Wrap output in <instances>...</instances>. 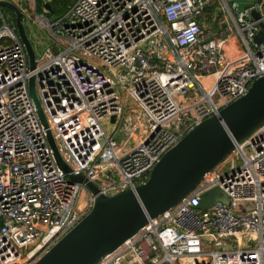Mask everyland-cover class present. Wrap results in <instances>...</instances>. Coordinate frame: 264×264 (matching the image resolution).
<instances>
[{"label":"built area","instance_id":"1","mask_svg":"<svg viewBox=\"0 0 264 264\" xmlns=\"http://www.w3.org/2000/svg\"><path fill=\"white\" fill-rule=\"evenodd\" d=\"M216 1L76 0L52 21L36 13L33 0L36 21L27 7L24 22L39 25L62 48L36 56L33 71L15 25L0 11V264H37L94 204L86 186L58 166L31 78L72 174H84L106 196L135 191L189 132L264 77V43H255L264 0H248L254 5L243 12L221 0L234 27L214 33L206 17ZM0 2L22 8L26 1ZM131 142L139 143L128 148ZM230 156L241 165L206 174L99 264H264V124ZM213 189L230 204L199 209ZM239 203L256 207L238 212Z\"/></svg>","mask_w":264,"mask_h":264},{"label":"water","instance_id":"2","mask_svg":"<svg viewBox=\"0 0 264 264\" xmlns=\"http://www.w3.org/2000/svg\"><path fill=\"white\" fill-rule=\"evenodd\" d=\"M230 1L238 4L239 12L254 5V2L248 0ZM27 7L26 2H22V8L9 2H0V11L5 9L15 16L18 39L25 47L29 69L33 71L37 68L36 53L29 38L31 30L24 23L22 11ZM46 10L52 13L49 4H46ZM252 16L256 20L260 19L257 11H253ZM58 19L59 16L52 17V21ZM260 28L255 38L258 45L264 43L262 23ZM29 90L58 166L69 176L71 182L85 185L94 196L91 211L37 264H99L106 256L136 236L149 220L157 219L176 207L199 185L206 174L216 169L232 154L236 143L245 140L264 124L263 77L252 84L244 97L223 109L219 116L205 120L189 132L163 156L145 184L138 186L135 191L128 189L114 196H106L84 174H72L49 130L34 77L30 80ZM218 202L230 204L227 197L222 198L219 189H213L202 196L198 208L207 209ZM255 207L254 203H239L236 210L249 212Z\"/></svg>","mask_w":264,"mask_h":264},{"label":"rangeland","instance_id":"3","mask_svg":"<svg viewBox=\"0 0 264 264\" xmlns=\"http://www.w3.org/2000/svg\"><path fill=\"white\" fill-rule=\"evenodd\" d=\"M22 1L27 2L28 12L32 16V18L36 21L35 6H34L33 0H18L19 3H21ZM228 2L231 5L232 2L230 0H228ZM212 8H213L215 14H214L213 19L210 21V23L209 24L206 23L207 25H209L207 30H213V32L216 33L218 27H221V26L228 27V28L234 27L232 20L229 16V13L226 10V8L224 7V4L221 0H217L214 4H212ZM4 13H7L5 15H6V19L9 21L8 18H10V15L6 11H4ZM235 14H237V13L235 12ZM206 20H207V17H206ZM24 23L31 30V33L29 34V38L33 44V48L35 50L37 59H42V58L45 59L47 49H50L53 54L58 53L60 51V49H62L60 46H54L53 45L54 41L48 36L46 31L44 29H42L39 25L35 24L31 20H29L28 23H26V22H24ZM105 129H106V132L108 134H111V130H112L111 128L106 126ZM116 138H117L118 142L121 144V142L123 140L122 135L119 134ZM138 143L139 142H131L129 144L128 148L137 147ZM236 163L238 164V166L241 165V160H237L236 157L230 156L227 159V161L221 163L218 166L217 171L221 175L231 173L233 170H235ZM80 199L81 200L84 199V193L83 192L80 194Z\"/></svg>","mask_w":264,"mask_h":264},{"label":"trees","instance_id":"4","mask_svg":"<svg viewBox=\"0 0 264 264\" xmlns=\"http://www.w3.org/2000/svg\"><path fill=\"white\" fill-rule=\"evenodd\" d=\"M76 2V0H53L52 2H49L48 0H36V13L38 15H45L48 19L52 20L53 16H62L63 14H65ZM46 4H49V6L51 7V11L47 12L46 10ZM4 11L8 12L7 10L3 9L2 13L5 15L7 13H4ZM208 17L206 20V23H210L211 21V17L214 13L213 8H209L208 11ZM8 14L10 15V18L8 23L15 25V16L13 15L12 12H8ZM6 18V15H5ZM2 23V20L0 19V24Z\"/></svg>","mask_w":264,"mask_h":264}]
</instances>
